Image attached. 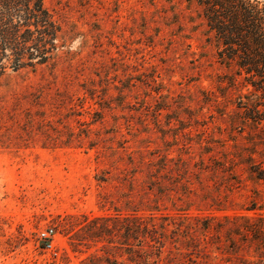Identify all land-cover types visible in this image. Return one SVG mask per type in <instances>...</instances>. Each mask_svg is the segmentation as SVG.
Segmentation results:
<instances>
[{
  "label": "rangeland",
  "instance_id": "obj_1",
  "mask_svg": "<svg viewBox=\"0 0 264 264\" xmlns=\"http://www.w3.org/2000/svg\"><path fill=\"white\" fill-rule=\"evenodd\" d=\"M44 3L56 55L0 77V264H264V118L197 8Z\"/></svg>",
  "mask_w": 264,
  "mask_h": 264
},
{
  "label": "trees",
  "instance_id": "obj_2",
  "mask_svg": "<svg viewBox=\"0 0 264 264\" xmlns=\"http://www.w3.org/2000/svg\"><path fill=\"white\" fill-rule=\"evenodd\" d=\"M198 10L217 62L253 89L245 118H264L263 0H186ZM61 26L44 0H0V77L56 55ZM241 107V106H239ZM243 116V118H244Z\"/></svg>",
  "mask_w": 264,
  "mask_h": 264
},
{
  "label": "built area",
  "instance_id": "obj_3",
  "mask_svg": "<svg viewBox=\"0 0 264 264\" xmlns=\"http://www.w3.org/2000/svg\"><path fill=\"white\" fill-rule=\"evenodd\" d=\"M53 235V230H48L46 232L40 233V239L47 242L46 247L50 248L51 247V238Z\"/></svg>",
  "mask_w": 264,
  "mask_h": 264
}]
</instances>
